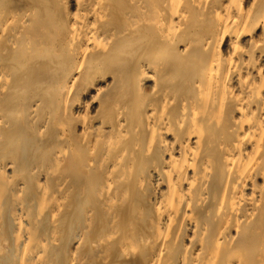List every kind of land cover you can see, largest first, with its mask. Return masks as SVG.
<instances>
[{
  "label": "bare ground",
  "instance_id": "bare-ground-1",
  "mask_svg": "<svg viewBox=\"0 0 264 264\" xmlns=\"http://www.w3.org/2000/svg\"><path fill=\"white\" fill-rule=\"evenodd\" d=\"M0 264H264V0H0Z\"/></svg>",
  "mask_w": 264,
  "mask_h": 264
},
{
  "label": "rangeland",
  "instance_id": "rangeland-1",
  "mask_svg": "<svg viewBox=\"0 0 264 264\" xmlns=\"http://www.w3.org/2000/svg\"><path fill=\"white\" fill-rule=\"evenodd\" d=\"M78 147H79L80 149H79ZM77 149L79 150V153H78V155H79V159H80V156H81V159L85 158L86 154L84 153L85 151L83 150V148H82L80 145H78V146H77ZM81 149H82V150H81ZM81 152H82V155H81ZM83 153H84V154H83ZM83 155H84V156H83ZM82 157H83V158H82ZM88 174H89V175H88ZM92 177H94V178H92ZM89 179H90L91 181H92V180H93V181H94V180H97V179H98V177H97V173H96V172H93V173H92V172H88L85 176H80V180H82V181H87V180H89ZM85 199H86L85 197L82 198L83 201L80 200L81 202H78V203H76V204H81V205H83L84 202H85V204H87V203L89 202V200L86 199V200L88 201V202L86 203ZM81 205H79V206H81ZM70 214H71V213H70ZM70 214L68 215V217H69V216H70V217L67 218V219H69V220L66 219L65 223H66L67 221H68V222H71V219H72V218H71V215H70Z\"/></svg>",
  "mask_w": 264,
  "mask_h": 264
}]
</instances>
